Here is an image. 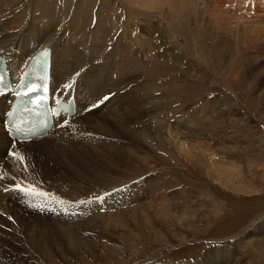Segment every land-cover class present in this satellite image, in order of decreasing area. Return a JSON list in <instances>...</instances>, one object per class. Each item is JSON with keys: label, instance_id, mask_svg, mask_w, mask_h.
Returning a JSON list of instances; mask_svg holds the SVG:
<instances>
[{"label": "rangeland", "instance_id": "obj_1", "mask_svg": "<svg viewBox=\"0 0 264 264\" xmlns=\"http://www.w3.org/2000/svg\"><path fill=\"white\" fill-rule=\"evenodd\" d=\"M220 1L218 9L225 13L215 10L216 16L208 8L199 6L198 16L179 14L175 25L168 23L167 9H164L163 23H158L159 18L153 19L152 40L158 48L144 62L151 56L159 60L164 54L161 60L169 67L170 74L165 84L166 97H162V92L152 94L154 98L151 96L148 107L160 105L161 112L158 108L152 109L157 117L151 113L142 118L132 113L137 119L132 127L136 129V124L144 121L142 126L149 128L147 135L137 133V129L132 134L124 131L121 125L131 123L125 120L132 110L124 109L126 116L115 119L112 113L116 107L109 106V101L117 94L102 99L97 92L101 84L92 93L93 104H87L88 114L79 113L70 124L59 128L49 142L65 140L69 155L58 154L56 149L50 162L40 168V178L51 187L36 182L34 185L26 179L20 181L26 187L35 186L37 192L50 195H29L25 199L23 196L28 194L18 191L21 196L17 198L15 194L10 199L18 200L17 206L7 203L5 211L0 213V264H264V0ZM24 12L29 13L26 26L31 25L32 10L24 9ZM38 14L41 15L37 13L33 19ZM118 20L117 33L112 32L111 22L105 24L108 36L99 53L102 57L110 55L122 33L123 39L129 42L128 22L125 18ZM253 28L257 29L255 33ZM114 34L116 41L111 40ZM132 35L133 44H130L135 53L140 48L139 34ZM42 39L48 42V37ZM222 41L227 42L223 46L231 44L227 46L230 49L227 56L213 52ZM97 43L101 45L102 40ZM103 63L88 56L86 63L80 64L83 69L79 74L88 82L85 86L91 87L89 82L98 80L96 75L93 77L92 68L97 66L99 71L97 67L94 71L104 72L106 64ZM62 65L66 67V62ZM106 75L118 82L116 86L122 98L127 91L133 100L139 97L137 87L143 80L123 82L114 69ZM162 123L165 125L160 126ZM157 127L160 131L155 134ZM27 147L33 149L36 158L37 148ZM10 149L14 148L1 151L3 156L7 155L4 158L7 164L15 158ZM81 157L87 161L79 166ZM59 159L64 163H59ZM87 164L89 168H83ZM8 166L11 170L13 164ZM2 172L6 181L12 180L5 165ZM115 182L119 187L112 186ZM64 185L73 187H67L64 193L54 191ZM108 188L111 193L115 191L113 198ZM169 204L175 208L171 220L161 216V208L165 211ZM13 209L19 211L22 219L14 232L17 230L28 237L32 230L26 231L27 220L36 223L38 232L44 226L74 230L77 238L65 250L79 245L86 253L74 254L69 249L65 256L57 248L59 242L53 241L50 246L56 249L52 251L55 255L52 252L50 258L35 255L37 259L33 261L29 248H5L12 237H4L1 230L10 231L16 222L14 218L18 214L12 218ZM133 214L136 218L131 220ZM146 216L153 224H147ZM126 217L130 220L125 224ZM108 248H114L116 255L113 253L111 263H104L100 258Z\"/></svg>", "mask_w": 264, "mask_h": 264}, {"label": "bare ground", "instance_id": "obj_2", "mask_svg": "<svg viewBox=\"0 0 264 264\" xmlns=\"http://www.w3.org/2000/svg\"><path fill=\"white\" fill-rule=\"evenodd\" d=\"M42 1H41L42 3L37 4L36 0H0V56L4 57L8 65V68L10 70L12 79L18 84L20 80L22 79V76L24 75L32 58L40 50L44 48H50V54H51L50 96H51V99H54L55 101L61 98L69 100L70 98L73 97L75 99L77 113L72 118L71 122L75 120V118L77 117L79 113H83L85 115L88 114L90 110H88L87 104L88 103L93 104L95 98H93L92 93L93 92L96 93L97 89L95 90V88L101 84L100 88L98 87L99 89L97 92H99V95L101 94L100 96L102 97V99L105 98L104 96L110 95L112 93L117 94L111 99V101H109V106L116 107L115 113L113 112V109L111 108V113L113 112L112 115H114L115 119L123 118L124 116H126L124 109L128 111L132 110L131 113L128 115L127 119L125 120V121H130L131 123L129 125L126 122H124V124L126 123L125 125L121 123L122 124L121 126L122 128H124V131L128 134H132V132L134 133L137 129V133L143 132L144 136L147 135L146 131L149 128L147 129V126L144 128L142 126L144 125L143 124L144 121H142L136 124L138 125V127L135 129L134 126L132 127V123H134L137 119H134V118H136L135 116L137 114L142 115L140 117L145 118L144 115H147V114L149 115L153 113L152 109L154 110L160 106V105L158 107L152 106L153 107L152 109L151 107H148L151 104L150 103L151 98L153 97L152 94L156 92H162V97L165 96L166 79H167L168 74H170V71L168 70L169 67L167 68L166 67L167 64L161 60L162 58H164L163 57L164 54L160 56L161 59L159 60H156L154 56H153L154 58L151 56V59L150 60L148 59L149 61H146V63L144 62V59L146 60L147 57L149 58V54L155 51L156 48H158L157 46H155L156 45L155 40L154 39H153L154 41L152 40L153 36L151 32V25L154 24L153 19L159 18L158 23H163L164 22L163 17L166 14H168V18H167L169 21L168 23L169 24L172 23V25H175L176 19L179 16V14L181 16L182 14L184 16H189V15H193L192 13H194L198 16L196 11L199 6L208 8L214 14H215V10L221 11V13H225L223 12V10L218 9L219 7H221L220 0H75V1H72V0H42ZM69 1L71 4L69 3ZM226 8L227 7L224 6V10H226ZM24 9L32 10V15L29 17V19H31L30 20L31 25L26 26L27 25L26 23L28 22L27 18H28L29 13L26 14L24 12ZM164 9H167L168 13L165 14ZM56 12L58 15L56 14ZM37 13H40L41 15L38 14L39 16H37V19L35 20L33 18L36 17ZM214 16H216V14ZM118 18L120 19L125 18L126 22H128L127 31L130 32L129 39H128L129 42L126 41V38L123 39L124 33H122L123 34L122 37H119L117 39V41L119 42L115 43L112 49L110 50L111 51L109 53L110 55H108L107 57L105 56L102 57L103 54L99 55V53L101 52V47L107 40V36H108L106 33L105 24L108 25V23L111 22L112 32L117 33L118 32L117 29L120 25V20H118ZM43 22H45L46 27L43 24ZM124 27H125L124 25L120 26V29H123ZM156 27L158 26L156 25ZM115 28L116 30H114ZM253 29H254L253 33H255L257 29L256 28H253ZM133 33L139 34V36L137 35L136 36H137V42H138L137 45H139L140 48L135 53H133V49H134V48L132 49L133 45L131 46V44L133 43L130 42V35H132ZM260 34H262V31ZM32 35H35V36L33 37ZM255 35H258V34H255ZM47 37H48V42H49V43L47 42L48 44L44 42V39H42V38H47ZM116 38L117 36L116 34H114V36L111 37V40L114 41ZM134 38H131L133 39V42H134ZM39 39H42V41L40 43H36L39 41ZM99 40H102V44L100 43L101 45L97 43ZM33 41L34 43H31ZM222 42H223L222 45L219 44L217 46V49H215V51L213 52H216L219 55L225 54V56H227L226 53L230 51V49H228L229 47L227 46H230L231 44L227 46L225 45L223 46V44L226 41H222ZM149 45L153 46V49ZM259 48L260 47H258V49ZM140 53L141 55H143V57L139 55ZM216 53H215V56H216ZM257 55H259V53ZM88 56H90L94 60L101 61V63L104 61L105 63L103 64H106L104 68L105 74L103 78H102L103 71L98 72L99 68L97 66L92 68L93 77L96 75L98 80L95 79V81L89 82V85L90 84L92 85L91 87L85 86V83L87 81L86 79L82 77L81 74H79L83 69L82 67H80L81 66L80 64H85ZM139 57H141L142 59ZM115 58H119V60L115 62L114 61ZM165 58H167V56H165ZM175 59L177 58L175 57ZM172 61H175V60H173L172 58ZM64 62H66V67L63 68L62 64ZM96 67L98 71H94ZM110 69H114L115 71H117L119 73V78L122 77V79L124 80L123 82H126V80H130V79L132 81H134L135 79L143 80L137 87V89L140 92V94L138 95L139 97L138 98H136L137 96L134 97L135 98L134 100L137 99L138 103L134 102V100L132 99L133 97H129L131 94V92L129 91L126 92L123 98L119 96L118 86H116L118 82L117 81L113 82L115 80H113V78L111 77H107L106 75L108 70ZM134 76H136V78ZM109 78H111L110 81H109ZM137 82H140V81H137ZM66 84H71L72 87L69 88L68 90V88L65 87ZM119 86H121V84H119ZM167 86H170V85H167ZM109 88H111L110 91H109ZM89 90H91V92ZM116 90L118 91L116 92ZM145 94H147L146 97H144ZM13 99L14 97L11 94L5 95L0 98V124H1L0 125V164L5 165L6 172H8L12 177V180L6 181L3 177V174L5 172H0V197H1L0 199L2 200L0 201L1 202L0 203V213L5 211L7 203L13 204V205H16V203H18V200L17 201L10 200L14 198L12 196L15 194L17 195V198H19L18 193L16 192L14 194L10 193L12 187H14L15 185L14 183L20 182L26 179L27 182H30L31 184H34V185L36 182V184L40 183L44 187H47V188L51 187L48 183H46L40 178V176L42 177L40 168L44 167L47 163L50 162V158L54 156L53 154L56 152V149H58V154H61L62 152H64L65 155L66 154L67 156L69 155V150H67V152L65 151V145H64L65 140L60 139L56 143L49 142V140L53 138L54 134L59 130V128H63L65 127L66 124L69 123V122L68 123L65 122L67 118L57 120L56 126H55L56 128H54V131L49 136H47L46 138L42 140H36L30 143H21V144L12 141L8 137L5 131L4 121H5L6 113L9 111L10 105ZM134 106L137 107L136 110L134 109ZM83 111H85V113ZM158 111L161 112L160 109ZM132 113L133 114L135 113L136 115L133 116ZM154 115H156L157 117V114H154ZM90 116H92V114ZM110 118L111 117H109V119ZM140 119L141 118H139V120ZM163 123L160 126H162ZM158 127L156 128L157 131L156 132L154 131L155 134H158V132L160 131V129L158 130ZM119 128L120 126L118 127V129ZM27 146L37 148V150L34 151L35 152L34 154L37 159L33 155V149L29 150L30 148L27 149L28 148ZM8 147L14 148L13 152L15 151V153H18L20 156L24 157L23 160H18L16 159V157L12 159V161L9 163V164H13L11 170H9V166H8L9 164L5 163V160H4V158H6L7 155L5 157V155L3 156V152H1L2 149L5 150ZM1 157H3V159ZM86 161L87 159L81 157L79 161L80 162L79 166L85 165L84 163ZM58 162L64 163V161L61 159H59ZM72 163L76 164L75 161ZM72 163H69V164H72ZM100 166H101L100 164L96 165V168ZM83 168L87 169L89 168V165L87 164ZM86 172L88 171H85V173ZM114 185H116L115 186L116 188L117 186L119 187V185L116 182L112 184V186ZM167 185L170 186L171 184L168 183ZM67 187L72 188L73 186L64 185V187L55 189L54 191L62 190L61 193H64ZM44 189L46 190V188ZM105 189H107V187ZM108 190L107 192L111 196L110 198H113L115 195V191L111 193V191L110 190L108 191ZM68 192L69 191H67V193ZM101 192H98V193L100 194ZM9 200L11 201V203H9ZM4 201H6L5 205H3V203H5ZM171 205L172 204H169L166 207L164 206L165 211L163 208H161V216H163V218L165 217L167 220L171 218L170 215L174 208V207L172 208ZM19 206L21 207V205ZM18 212L19 211H17L16 209L15 210L13 209L12 218H14L18 214ZM132 218H136V215L133 214V216L131 217V220ZM14 219L16 222L13 224V227L11 226L9 228L10 231L4 232V228L3 230H1V235H4V237L5 236L12 237L11 243L9 241V243L5 245V248L6 247L29 248V254L33 255V258L32 256L30 258H32L33 261L34 260L36 261L37 259V256L35 255H39L40 258L41 256H44V257L46 256V258L52 257V254L55 253L52 251L56 250L54 247L52 248L50 246V243L52 244L53 241H58L60 244V247L63 246L61 248L60 247H57V248H59V250H63L64 252L63 254L65 256L68 254L69 249H72L74 254H81L83 252L86 253L85 251H83L84 248H79V245H77V248H67L68 251L65 250L67 244L68 245L73 244L71 242L72 240H74V237H76L73 234L74 230L72 231V230L65 229V228L63 229V228H53L51 226L50 227L44 226V230H42V227H41L38 232L35 228L36 223H33L32 220L31 221L27 220L28 228H26L27 229L26 231L32 230L29 233V236L27 237V236H24V233H19L17 230L14 232L13 229L18 228V226L16 225L17 224L19 225L22 222V219L20 218L19 214ZM123 220L125 221V224H126L130 219L126 217V218H123ZM145 220L147 224L152 223V220H150L148 216H146ZM93 224L92 226H94ZM125 224H122L123 228ZM95 226L97 228L100 227L98 224H95ZM32 232L33 234L30 235ZM96 249L99 250V248H96ZM100 250L102 249L100 248ZM50 252H52V254ZM102 253L104 254H103V257H101L100 259L104 260L105 261L104 263L106 262L111 263L115 257L114 254L116 252L114 248H108L107 250L104 249V252ZM94 254L97 255L96 250L94 251ZM50 260L51 259H49V261Z\"/></svg>", "mask_w": 264, "mask_h": 264}, {"label": "snow or ice", "instance_id": "obj_3", "mask_svg": "<svg viewBox=\"0 0 264 264\" xmlns=\"http://www.w3.org/2000/svg\"><path fill=\"white\" fill-rule=\"evenodd\" d=\"M44 55H47V52L44 53ZM0 80H2V77H0ZM66 88H71L72 85L71 84H66L65 85ZM29 92H35L37 91V89L35 88H30L28 90ZM27 94V93H26ZM105 99H107V97H105ZM40 100L38 99L36 101L37 104H39ZM12 156L16 157V159L18 160H23L24 157L23 156H20L18 153H11ZM15 190L19 191V192H22V193H26L28 195H41V196H48L50 195L49 193H45V192H37L35 186H29V187H24L20 184H17L15 185ZM97 199H102V197H98ZM61 203H63V201H61ZM81 204L85 203V201H80Z\"/></svg>", "mask_w": 264, "mask_h": 264}]
</instances>
